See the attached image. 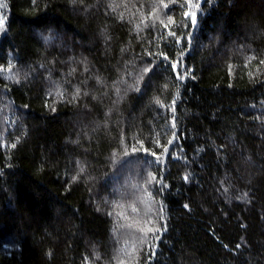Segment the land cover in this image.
Wrapping results in <instances>:
<instances>
[{"label":"trees","instance_id":"trees-1","mask_svg":"<svg viewBox=\"0 0 264 264\" xmlns=\"http://www.w3.org/2000/svg\"><path fill=\"white\" fill-rule=\"evenodd\" d=\"M0 4V264H264V0Z\"/></svg>","mask_w":264,"mask_h":264},{"label":"snow or ice","instance_id":"snow-or-ice-1","mask_svg":"<svg viewBox=\"0 0 264 264\" xmlns=\"http://www.w3.org/2000/svg\"><path fill=\"white\" fill-rule=\"evenodd\" d=\"M4 5L0 4V7H3ZM187 15V14H186ZM193 22L195 23V19H193ZM5 21L3 19H0V31H2V26L4 25ZM78 91V90H77ZM83 171V169H81ZM149 231H152V229H149Z\"/></svg>","mask_w":264,"mask_h":264}]
</instances>
